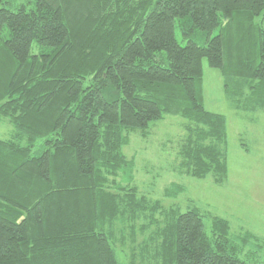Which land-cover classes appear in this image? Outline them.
Masks as SVG:
<instances>
[{"label": "trees", "instance_id": "16d2710c", "mask_svg": "<svg viewBox=\"0 0 264 264\" xmlns=\"http://www.w3.org/2000/svg\"><path fill=\"white\" fill-rule=\"evenodd\" d=\"M203 59L229 110L264 117V0H0V264H121L117 216L161 215L170 264H264L249 228L152 209L133 186L130 134L167 117L185 124L181 170L225 180Z\"/></svg>", "mask_w": 264, "mask_h": 264}, {"label": "rangeland", "instance_id": "374dc122", "mask_svg": "<svg viewBox=\"0 0 264 264\" xmlns=\"http://www.w3.org/2000/svg\"><path fill=\"white\" fill-rule=\"evenodd\" d=\"M202 63L205 108L224 115L227 120L225 180L216 182L213 174L199 178L181 170L179 152L187 137L185 124L179 118L167 117L158 124H150L146 138L140 132L130 134V142L123 152L128 160L134 159L133 186L138 195L149 199L152 209L184 212L194 206L202 212L227 219L235 228H249L262 245L260 256H263L264 117L250 115L247 123L241 113L229 110L219 72L208 68L205 59ZM10 126L8 122L0 121V138L7 136ZM173 184L182 188L180 194L165 197V190ZM158 217L157 225L148 219L121 223L117 216L119 222L115 225L114 235H117L118 244L114 250L121 264L129 261L130 264H170L159 233L165 218ZM131 231L132 235H126ZM122 232L126 236L123 237Z\"/></svg>", "mask_w": 264, "mask_h": 264}]
</instances>
